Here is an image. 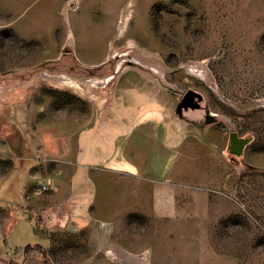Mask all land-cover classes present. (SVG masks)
Returning <instances> with one entry per match:
<instances>
[{"label": "rangeland", "instance_id": "obj_1", "mask_svg": "<svg viewBox=\"0 0 264 264\" xmlns=\"http://www.w3.org/2000/svg\"><path fill=\"white\" fill-rule=\"evenodd\" d=\"M104 68L117 70L107 84ZM4 72L13 74V91L32 90L34 123L49 138L66 135L75 116L88 119L86 100L100 114L114 86L163 108L174 138L187 137L192 196L175 195L171 214L135 212L101 224L100 236L82 222L50 224L40 244L20 216L28 167L13 160L0 207L17 209V222L0 236V264H264V0H0ZM74 87L84 93L68 94ZM186 92L199 109L178 111ZM204 118L209 123L193 125ZM238 127L254 140L246 160L255 169L245 173L214 148L225 129ZM55 161L69 166L64 158L48 162ZM62 207L55 210L63 217Z\"/></svg>", "mask_w": 264, "mask_h": 264}, {"label": "crops", "instance_id": "obj_2", "mask_svg": "<svg viewBox=\"0 0 264 264\" xmlns=\"http://www.w3.org/2000/svg\"><path fill=\"white\" fill-rule=\"evenodd\" d=\"M103 62L88 61L85 65ZM101 72L106 75V84L117 74V70L106 68ZM13 81V74L0 73V182L13 174V160L28 167L21 184L24 205L20 206V216L31 225L33 237L40 244L46 240L44 231L50 224L74 226L82 222L83 229H98L100 236L101 224L121 221L135 212L148 217L171 214L175 195L180 193L186 202L192 196L187 189V137L174 138L176 125L168 122L163 108L148 104V99L141 96L136 101L131 91L114 86L112 101L100 107V114L82 98L88 103V119L75 116L66 135L49 138L43 125L34 123L39 109L29 96L32 90L20 85L13 91ZM102 88L107 93L110 90ZM72 90L68 94L84 93L81 87ZM53 158L69 159V166L64 169L58 161L50 164ZM47 182L48 190H36L38 184ZM62 206L67 208L63 217L55 210H62ZM183 207L187 210V204ZM186 210L179 217L186 215ZM17 212L0 207L3 240L12 233ZM35 212L37 219L33 223ZM2 220H10L11 228L5 229ZM95 227L98 228L93 231ZM18 249L16 253L20 254L21 247Z\"/></svg>", "mask_w": 264, "mask_h": 264}, {"label": "flooded vegetation", "instance_id": "obj_3", "mask_svg": "<svg viewBox=\"0 0 264 264\" xmlns=\"http://www.w3.org/2000/svg\"><path fill=\"white\" fill-rule=\"evenodd\" d=\"M183 97V96H182ZM182 97L180 99H182ZM189 100L186 98L185 102ZM194 101H198V103H194V107L189 106L190 104H193ZM198 97L196 95L191 94V103L189 102L187 104V109H199ZM185 104V103H183ZM208 122L207 119L204 118V120L201 122L194 123L193 125H197L198 127L203 125V123ZM212 123H217V132L218 134L220 133V126H219V121L216 119H213ZM240 130V131H239ZM246 129H240V127L236 129H229L226 131V129L223 132L224 135V141L222 144H220L219 140L217 145L214 146L216 149L217 155L224 154L226 156L227 161L229 164L232 165V167L238 168L241 172L245 173L247 171H251L252 168L255 169V166L249 163L246 160L247 157V152L250 147L254 143L253 137L249 134L246 133ZM262 172L264 173V169H261Z\"/></svg>", "mask_w": 264, "mask_h": 264}, {"label": "water", "instance_id": "obj_4", "mask_svg": "<svg viewBox=\"0 0 264 264\" xmlns=\"http://www.w3.org/2000/svg\"><path fill=\"white\" fill-rule=\"evenodd\" d=\"M195 95V93L194 92H186L184 95H183V97H182V99L178 102V104H177V109H178V111H181V109L183 108V109H186L187 108V105H185V104H183V103H185V100H186V98L189 96V95ZM189 106H191V107H194L193 106V104H190Z\"/></svg>", "mask_w": 264, "mask_h": 264}, {"label": "built area", "instance_id": "obj_5", "mask_svg": "<svg viewBox=\"0 0 264 264\" xmlns=\"http://www.w3.org/2000/svg\"><path fill=\"white\" fill-rule=\"evenodd\" d=\"M49 189V182L44 183V184H38L36 190L37 191H45Z\"/></svg>", "mask_w": 264, "mask_h": 264}, {"label": "trees", "instance_id": "obj_6", "mask_svg": "<svg viewBox=\"0 0 264 264\" xmlns=\"http://www.w3.org/2000/svg\"><path fill=\"white\" fill-rule=\"evenodd\" d=\"M27 246V245H26ZM26 246L23 248V250H25Z\"/></svg>", "mask_w": 264, "mask_h": 264}]
</instances>
